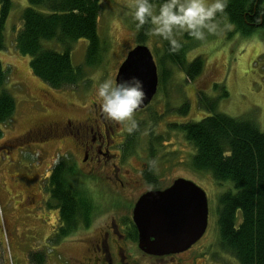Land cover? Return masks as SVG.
<instances>
[{
  "label": "rangeland",
  "instance_id": "obj_1",
  "mask_svg": "<svg viewBox=\"0 0 264 264\" xmlns=\"http://www.w3.org/2000/svg\"><path fill=\"white\" fill-rule=\"evenodd\" d=\"M132 3L134 0H101L97 35L101 44L107 47L102 54L103 60L95 68L85 67L87 42L79 39L72 43L71 63L74 67H84L85 79L75 88L56 90L35 78L29 69L28 56L20 55L14 48L20 14L28 5L27 0H12L4 26L5 47L0 51V61L8 76L5 88L16 102L12 118L0 124V264H38L37 260L29 259L33 253L37 259L45 258V264H93L85 260L84 248L88 245L90 230L94 235L109 220L106 215L111 206L99 191L106 188V183L115 182V178L112 175L108 179L103 174L101 181L97 176L91 177L90 167L80 164L82 153L70 141L72 135L64 134L61 128L51 127L48 132L36 129L49 124L61 125L67 120L77 125L87 117H97L92 109V104H96L97 82L108 75H116L127 52L137 44L134 21L124 15L126 7ZM184 42L190 47L185 56L186 63L196 57L202 60L200 74L189 81L177 68L172 69L173 75L157 89L145 110L136 112L139 127L134 152L124 158L122 155V161H119L118 157H113L119 154L115 145L109 149L112 157L107 163L120 166L119 177L131 183L125 190V197L132 200L148 189H165L174 179L192 180L205 191L208 202V225L198 243L203 250L201 264H239L218 244L217 199L227 189H232L231 183L219 184L208 172L191 170L189 155L193 148L182 132L174 130L170 124L198 122L208 116L198 105L199 91L205 99H218L219 113L248 119L264 133V38L260 28L249 37L232 28L220 35H209L203 42L193 38H184ZM142 44L153 54L154 62L157 61L161 41L150 36ZM42 45L57 52L64 51V47L54 40H45ZM222 91L227 93L226 97H219ZM183 104L189 105L188 111L178 113L177 109ZM109 122L107 124H111L113 130L112 141L120 142L127 132L121 124ZM145 128L148 129L146 135L142 134ZM149 149L155 152L153 166L157 185L141 179L140 169L150 159ZM65 156L76 166L78 182L76 180L75 185L86 189L96 210L90 226L79 227L56 246L55 242L50 244L49 238L55 231L58 214L57 210L46 207L49 197L45 180L54 164ZM76 247L84 248L74 250Z\"/></svg>",
  "mask_w": 264,
  "mask_h": 264
},
{
  "label": "trees",
  "instance_id": "obj_2",
  "mask_svg": "<svg viewBox=\"0 0 264 264\" xmlns=\"http://www.w3.org/2000/svg\"><path fill=\"white\" fill-rule=\"evenodd\" d=\"M20 14V27L14 36V48L22 56H28L29 69L33 76L53 89L76 87L85 79L83 66L71 63L72 43L79 39L87 42L84 66L95 68L107 51L97 35L101 0H27ZM12 8V0H0V51L5 47L4 26ZM264 10L261 0H229L225 9L227 19L244 37H249L259 28L264 38V20L259 24L255 17ZM149 25L136 29L135 43L142 44L150 37L146 33ZM185 39H189L185 34ZM45 40H54L64 47L57 52L43 47ZM157 65L158 88L171 78L172 69L177 68L185 79L192 81L201 72L203 62L199 57L186 63L185 56L190 47L184 42L178 53H170L167 41H161ZM103 54V55H102ZM7 71L0 61V124L14 115L16 102L5 88ZM217 86V85H216ZM198 105L207 111L198 122L188 121L170 124L181 131L183 138L193 148L189 155V168L195 172H208L219 184L231 183L217 201L218 244L222 251L230 254L239 264H264V133L245 118L228 116L218 112V99H205L199 91ZM222 91L219 97H226ZM188 104L177 109L185 114ZM145 110V109H144ZM137 130L124 136L121 152L124 157L135 150ZM2 132L0 130V136ZM125 135V134H124ZM147 160L155 159L149 149ZM146 160V161H147ZM146 163L143 180L157 185L154 166ZM76 166L70 157H61L51 168L45 180L49 199L46 207L58 211V223L51 242L57 244L79 227L90 226L96 206L86 189L76 186ZM74 183V185H73ZM239 215V216H238ZM36 254L29 256L33 261ZM39 264L42 262L37 261Z\"/></svg>",
  "mask_w": 264,
  "mask_h": 264
},
{
  "label": "flooded vegetation",
  "instance_id": "obj_3",
  "mask_svg": "<svg viewBox=\"0 0 264 264\" xmlns=\"http://www.w3.org/2000/svg\"><path fill=\"white\" fill-rule=\"evenodd\" d=\"M97 108L96 104H92V109L96 112L97 117H87L77 125L67 120L61 125L49 124L38 126L36 129L40 130L39 132H48L52 130L51 127L61 128L64 134L72 135L73 138L70 141L74 143L76 150L82 153L80 164L90 167L88 171L91 177L97 176L101 181V176L104 175L108 179L112 178V175L115 178V182L106 183V188L99 191L103 192L102 195L111 206L107 212L108 215H106L109 220L97 232H94V235L90 230L87 238L89 242L85 248L76 247L74 250L84 248L87 254L85 260L88 259L93 264H201L203 250H200L201 246L198 244L201 239L182 252L162 256L148 254L138 247V232L132 221V211L138 198L132 200L125 197V190L131 187V183L123 181L119 177L120 166L113 163L109 166L107 163V160L112 157L109 149L114 148L115 145L118 146L119 154L113 157L114 159L118 157L117 160L122 161L120 150L124 144V137L120 142L112 141V126L107 124L110 123V120H105ZM145 165L140 169L141 179H143L142 171L145 170ZM122 204H127L128 207ZM36 260L42 264L46 263L45 258L37 259L36 257L34 261Z\"/></svg>",
  "mask_w": 264,
  "mask_h": 264
},
{
  "label": "clouds",
  "instance_id": "obj_4",
  "mask_svg": "<svg viewBox=\"0 0 264 264\" xmlns=\"http://www.w3.org/2000/svg\"><path fill=\"white\" fill-rule=\"evenodd\" d=\"M229 0H134L124 12L134 21L136 29L149 25L146 33L159 41H167L168 51L178 53L184 37L205 41L209 35L231 31L234 24L227 19ZM264 3V0H261ZM264 20V10L255 18ZM143 81L137 76L117 79L108 75L95 87L94 100L104 119L121 124L127 133L139 127L136 112L144 104ZM145 128L142 134L146 135ZM155 164L154 160L148 161Z\"/></svg>",
  "mask_w": 264,
  "mask_h": 264
},
{
  "label": "water",
  "instance_id": "obj_5",
  "mask_svg": "<svg viewBox=\"0 0 264 264\" xmlns=\"http://www.w3.org/2000/svg\"><path fill=\"white\" fill-rule=\"evenodd\" d=\"M130 76H137L144 83V104L138 109L142 110L158 87L156 64L143 44L127 52L115 75L117 79ZM134 205L132 221L138 232V247L148 254L182 252L204 235L208 224L205 191L181 177L165 189L148 190Z\"/></svg>",
  "mask_w": 264,
  "mask_h": 264
},
{
  "label": "crops",
  "instance_id": "obj_6",
  "mask_svg": "<svg viewBox=\"0 0 264 264\" xmlns=\"http://www.w3.org/2000/svg\"><path fill=\"white\" fill-rule=\"evenodd\" d=\"M54 210H55V209H54ZM57 214H58V211H57ZM57 218H58V216H57ZM58 219H59V218H58ZM57 223H58V221H57ZM61 242H62V241H60L59 243H57L56 246H59V245L61 244Z\"/></svg>",
  "mask_w": 264,
  "mask_h": 264
}]
</instances>
